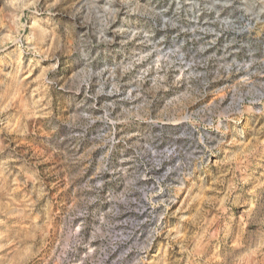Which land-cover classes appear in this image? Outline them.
I'll use <instances>...</instances> for the list:
<instances>
[{
  "label": "clouds",
  "instance_id": "clouds-1",
  "mask_svg": "<svg viewBox=\"0 0 264 264\" xmlns=\"http://www.w3.org/2000/svg\"><path fill=\"white\" fill-rule=\"evenodd\" d=\"M0 264H264V0H0Z\"/></svg>",
  "mask_w": 264,
  "mask_h": 264
}]
</instances>
